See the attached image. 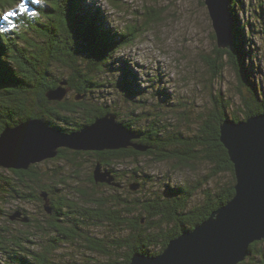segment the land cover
Here are the masks:
<instances>
[{
  "label": "trees",
  "instance_id": "obj_1",
  "mask_svg": "<svg viewBox=\"0 0 264 264\" xmlns=\"http://www.w3.org/2000/svg\"><path fill=\"white\" fill-rule=\"evenodd\" d=\"M21 2H26L27 11L19 10ZM239 5L244 8V0H232L234 50L221 49L216 44V58L208 63L216 78L225 67V58L226 65L236 73L240 113L231 112L236 104L231 98L215 94L211 106L198 116L197 131L185 136L179 130L169 132L168 127L156 121L139 127L115 108L94 102L95 92L105 85L100 79L113 68L114 53L132 45L142 28L134 24L110 27V16L95 0H0V134L11 120L13 123L9 125L12 126L26 118H42L72 132L100 116L114 113L118 122L137 134L133 142L146 147L145 150L130 146L93 153L94 168L100 163L102 169L112 172L116 182L124 175L115 167L126 160H133L135 164L140 157L174 162L175 169L194 167L197 161L210 168L204 182L166 184L163 193L134 199L122 196L114 185L96 183L92 173V184L107 186L113 191L108 196L89 197L85 190L76 189L74 194L82 199L79 204L69 194L60 192L58 186L66 182L54 180L50 175L53 173L50 171H58L57 167L45 170L42 166L63 160L76 168L79 163L73 154L80 155L83 151L63 147L55 158L32 164L29 169L9 172L0 167V215L4 213L3 207L12 201L36 200L45 205L43 193L48 194L53 206V212L46 215L47 223L36 225L43 238L41 245L30 239L35 237L34 233L17 235L0 227V254L5 255L9 263L58 264L54 254L63 243H78L85 250L104 257L94 264H130L135 252L161 253L184 229L194 228L233 198L237 179L229 152L221 141L220 126L227 117L240 121L264 112V87L255 82L253 74L258 68L253 63L256 51L248 45V41H253L251 36L262 38L264 43V0H249L245 9L250 11V17L243 25L238 17ZM9 13L13 15L4 19ZM153 16H148L147 23ZM213 39L217 40L214 32ZM125 66L124 62L120 67L124 69L125 79L118 85L129 94L142 91L136 74ZM63 81L74 95H67L63 101L50 100L47 93ZM133 174L137 179V168ZM225 174L229 180H219L207 187L211 180ZM46 179L52 183H46ZM144 184L141 182V186ZM198 191L203 193L202 201L190 206ZM104 222L110 223L120 236L109 241L94 235L97 224ZM32 224L31 219L25 225ZM28 242L38 244V249H32ZM238 264H264V239L252 243L248 256Z\"/></svg>",
  "mask_w": 264,
  "mask_h": 264
},
{
  "label": "rangeland",
  "instance_id": "obj_2",
  "mask_svg": "<svg viewBox=\"0 0 264 264\" xmlns=\"http://www.w3.org/2000/svg\"><path fill=\"white\" fill-rule=\"evenodd\" d=\"M95 3L110 16V27L134 24L142 28L141 35L132 45L114 53L115 60L110 74L100 79L105 85L93 97L99 106L106 104L115 108L124 118L134 121L139 127L156 121L159 122L158 125L168 127L169 132L179 130L185 136H191L197 131L198 116L211 106L212 96L215 94H221L225 99L231 98L236 102L231 112L240 113L237 110L240 97L236 73L230 65H226L225 58V67L220 77L216 78L208 63V60L216 58V40L213 39L211 18L203 0H95ZM248 3L249 0H244L245 7ZM245 7L239 5L237 8L242 25L250 17V11ZM150 14H154V19L147 23ZM251 38L253 41H248V45L256 51L253 63L258 66L257 72L253 73L254 80L264 87V43L260 37ZM124 62L125 67L138 77L142 91L129 94L118 85L125 79L124 69L120 68ZM67 95L71 97L74 92L69 90ZM73 156L79 163L76 168L63 160L50 161L42 166L45 170L57 167L58 171H50L53 172L50 175H53L54 180L63 179L66 182L58 186L62 195L69 194L79 204L82 199L74 194L76 189L85 190L89 197L110 195L113 190L107 186H95L90 181L89 176L94 174L95 169L94 155ZM173 165L174 162H158L150 156L140 157L135 164L133 160H126L115 167V170L122 171L121 175H124L117 181L120 186L116 187L120 189L122 196L130 199L143 195L154 196V193H163L167 188L166 184L175 186L204 182L205 175L210 171L207 164L200 161L194 167L182 169H175ZM135 167L138 169L137 179L133 178ZM46 180V183H52V180ZM219 180H229L228 174L211 180L207 187H212ZM141 182L145 184L141 186ZM137 184L139 187L133 190L132 185ZM202 199L203 193L196 192L190 206L199 204ZM3 208L4 213L0 215L1 228H8L17 235L34 233L35 237L31 236L30 239L37 241L39 245L44 243L36 230V225H45L48 220L46 215H50L43 203L36 200L12 201ZM18 211H21V215L11 219ZM23 217H27L29 221L32 219L33 224L26 226L27 222L22 221ZM97 226L93 234L98 237L111 241L120 236L108 222L98 223ZM38 244L28 242L36 250ZM103 259L99 253L85 250L78 243H63L54 254V260L58 264H94ZM8 261L5 255L0 254V264H13Z\"/></svg>",
  "mask_w": 264,
  "mask_h": 264
},
{
  "label": "water",
  "instance_id": "obj_3",
  "mask_svg": "<svg viewBox=\"0 0 264 264\" xmlns=\"http://www.w3.org/2000/svg\"><path fill=\"white\" fill-rule=\"evenodd\" d=\"M216 44L233 51L234 17L232 0H203ZM67 82L47 93L54 101H63L69 88ZM123 88V87H122ZM124 91H127L123 88ZM128 92V91H127ZM221 141L227 148L236 174V193L207 219L194 228L184 229L169 241L157 255L135 252L130 264H238L246 259L255 241L264 239V112L237 121L227 117L221 124ZM137 134L117 121V115L107 113L68 132L42 118H26L16 125H7L0 134V167L29 169L32 164L55 158L60 148L77 151H105L146 147L133 142ZM94 180L120 186L111 171L97 163ZM139 185H132L136 190ZM47 213L53 206L43 193ZM21 211L11 216L16 219ZM22 221L28 222L27 217Z\"/></svg>",
  "mask_w": 264,
  "mask_h": 264
},
{
  "label": "snow or ice",
  "instance_id": "obj_4",
  "mask_svg": "<svg viewBox=\"0 0 264 264\" xmlns=\"http://www.w3.org/2000/svg\"><path fill=\"white\" fill-rule=\"evenodd\" d=\"M19 10H20L21 12H25V11H27L26 2H21V3H20V5H19ZM10 15H13V13H9V14H7V15L4 17V19H7L8 16H10Z\"/></svg>",
  "mask_w": 264,
  "mask_h": 264
},
{
  "label": "flooded vegetation",
  "instance_id": "obj_5",
  "mask_svg": "<svg viewBox=\"0 0 264 264\" xmlns=\"http://www.w3.org/2000/svg\"><path fill=\"white\" fill-rule=\"evenodd\" d=\"M13 122H12V120L11 121H9L8 123H7V125H9V124H12ZM6 125V126H7ZM94 152H96V151H83V153H81V154H93ZM95 154V153H94ZM93 154V155H94ZM3 168V167H2ZM5 169H7L9 172H11V170H17V169H12V168H5ZM89 178H91V175L89 176ZM97 183V182H96Z\"/></svg>",
  "mask_w": 264,
  "mask_h": 264
}]
</instances>
